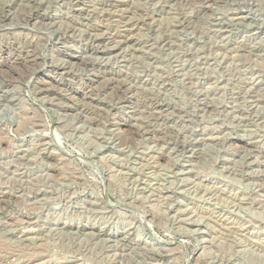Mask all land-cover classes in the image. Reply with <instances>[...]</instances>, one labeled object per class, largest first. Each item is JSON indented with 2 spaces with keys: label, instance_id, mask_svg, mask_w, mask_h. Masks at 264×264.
<instances>
[{
  "label": "rangeland",
  "instance_id": "rangeland-1",
  "mask_svg": "<svg viewBox=\"0 0 264 264\" xmlns=\"http://www.w3.org/2000/svg\"><path fill=\"white\" fill-rule=\"evenodd\" d=\"M1 57L0 264H264V0H0Z\"/></svg>",
  "mask_w": 264,
  "mask_h": 264
},
{
  "label": "bare ground",
  "instance_id": "bare-ground-1",
  "mask_svg": "<svg viewBox=\"0 0 264 264\" xmlns=\"http://www.w3.org/2000/svg\"><path fill=\"white\" fill-rule=\"evenodd\" d=\"M214 1H215V0H214ZM104 2H105V1H104ZM204 2H205V0H204ZM212 2H213V1H212ZM112 3H113V2H112ZM206 3H207V2H206ZM208 3H209V2H208ZM210 3H211V2H210ZM107 4H108V3H107ZM103 5H104V4H103ZM116 5H117V4H116ZM107 7H109V6H107ZM107 7H106V8L104 7V8L107 10ZM102 8H103V7H102ZM109 8H110V7H109ZM203 8H204V7H203ZM87 9H88V8H87ZM105 9H104V10H105ZM122 9H123V8H122ZM34 10H35V8H34ZM102 10H103V9H102ZM120 10H121V9H120ZM31 11H33V10H31ZM1 12H2V11H1ZM92 12H93V11H92ZM92 12H91V14H92ZM113 12H114V11H113ZM48 13H49V12H48ZM115 13H116V12H115ZM31 14H32V12H31ZM36 14H37V13H36ZM88 14H89V13H88ZM113 14H114V13H113ZM116 14H118V12H117ZM89 15H90V14H89ZM111 15H112V14H111ZM240 15H241V14H240ZM33 17H34V16H33ZM29 18H30V17H29ZM123 18H124V17H123ZM123 18H122V19H123ZM112 19H113V18H112ZM126 19H128V18H126ZM133 19H134V18H133ZM27 20H28V19H27ZM38 20H39V19H38ZM76 20H77V19H76ZM96 20H97V19H96ZM115 20H116V19H115ZM129 20L131 21L132 19H129ZM39 21H40V20H39ZM118 21H119V20H118ZM124 21H125V20H124ZM135 21H136V20H135ZM84 22H85V21H84ZM89 22H90V21H89ZM108 22H109V21H108ZM126 22H127V20H126ZM113 23H115V22H113ZM116 23H118V22H116ZM83 24H84V23H83ZM126 24H127V23H126ZM134 24H135V23H134ZM90 25H91V24H90ZM121 25H122V24H121ZM121 25H120V26H121ZM123 25H125V24H123ZM132 25H133V23H132ZM136 25H137V24H136ZM88 26H89V25L87 24V29H88ZM106 26H107V25H106ZM134 26H135V25H134ZM93 27H95V26H93ZM124 27H125V26H124ZM124 27H123V28H124ZM132 27H133V26H132ZM132 27H131V28H132ZM97 28H98V27H97ZM91 29H92V28H91ZM125 29H126V28H125ZM127 29H128V27H127ZM106 30H107V29H106ZM115 30H116V29H115ZM131 31H132V30H131ZM63 33H64V32H63ZM92 33H93V32H92ZM58 34H59V33H58ZM60 34H61V33H60ZM67 34H68V33H67ZM94 34H95V33H94ZM96 34H97V33H96ZM107 34H108V33H107ZM116 34H117V33H116ZM120 34H121V33H120ZM135 34H136V33H135ZM101 35H102V34H101ZM108 35H109V34H108ZM108 35H107V36H108ZM59 36H60V35H59ZM88 36H89V35H88ZM95 36H97V35H95ZM110 36H111V35H110ZM63 37H64V36H63ZM116 37H117V36H116ZM95 38H97V37H95ZM106 38H107V37H106ZM126 38H127V37H126ZM51 39H52V38H51ZM111 39H112V38H111ZM114 39H115V38H114ZM23 40H24V39H23ZM25 40H26V39H25ZM108 40H109V39H108ZM127 40H128V39H127ZM129 40H130V39H129ZM15 41H16V39H15ZM30 41H31V40H30ZM124 41H125V40H124ZM23 42H24V41H23ZM31 42H32V41H31ZM98 42H99V41H98ZM109 42H110V41H109ZM122 42H123V41H122ZM36 43H37V42H36ZM91 43H92V42H91ZM23 44H24V43H23ZM29 44L32 45L31 43H29ZM33 44H34V43H33ZM96 44H97V43H96ZM102 44H103V43H102ZM21 45H22V44H21ZM27 45H28V42H27ZM27 45H26V46H27ZM34 45H35V44H34ZM90 45H91V44H90ZM13 46H14V45H13ZM22 46H24V45H22ZM11 47H12V46H11ZM29 47H30V46H29ZM34 47H35V46H34ZM2 48H3V47H2ZM15 48H16V47H15ZM23 48H24V47H23ZM92 48H94V47H92ZM9 49H10V48H9ZM21 49H22V48H21ZM25 49H26V48H25ZM33 49H34V48H32V50H33ZM62 49H63V48H62ZM103 49H104V48H103ZM1 50H2V49H1ZM13 50H14V49H13ZM17 50H18V49H17ZM26 50H27V49H26ZM9 51H10V50H9ZM19 51H20V50H19ZM61 51H62V50H61ZM63 51H64V50H63ZM65 51H66V50H65ZM94 51H95V50H94ZM13 52H14V51H13ZM27 52H28V51H27ZM33 52H34V51H33ZM31 54H32V53H31ZM34 54H35V53H34ZM8 55H9V54H8ZM27 55H28V54H27ZM27 55H26V56H27ZM90 55H91V54H90ZM102 55H103V54H102ZM10 56H11V55H10ZM18 56H19V55H18ZM21 56H22V55H21ZM34 57H35V56H33L32 58H34ZM15 58H16V56H15ZM15 58H14V59H15ZM24 58H26V57H24ZM0 59H2V57H1ZM27 60H28V59H27ZM30 60H31V59H30ZM85 60H86V59H85ZM89 60H90V59H89ZM89 60H88V63H89ZM10 61H11V60H10ZM14 61H15V60H14ZM28 61H29V60H28ZM81 61H82V60H81ZM91 61H92V60H91ZM15 62H16V61H15ZM15 62H14V64H15ZM21 62H22V61H21ZM23 62H24V61H23ZM25 62H26V59H25ZM34 62H35V61H34ZM46 62H47V61H46ZM36 63H37V62H36ZM39 63H40V62H39ZM28 64H29V63H27V65H28ZM40 64H41V63H40ZM84 65H85V64H84ZM29 66H30V65H29ZM29 66H28V67H29ZM33 66H34V65H33ZM37 66H38V65H37ZM39 66H40V65H39ZM39 66H38V67H39ZM41 66H42V64H41ZM11 67H12V66H11ZM28 67L26 66V68H28ZM30 67H31V66H30ZM30 67H29V70H30ZM26 68H25V69H26ZM32 68H33V67H31V69H32ZM34 69L36 70V67H35ZM89 69H90V68H89ZM100 70H101V69H100ZM30 71H31V70H30ZM32 71H33V69H32ZM64 71H65V69H64ZM67 71H68V69L66 70V72H67ZM101 71H102V70H101ZM22 73H23V72H22ZM62 73H63V72H62ZM68 73H69V72H68ZM96 73H97V72H96ZM99 74H100V73H99ZM0 76H1V75H0ZM96 76H97V74H96ZM111 76H112V75H111ZM15 77H16V76H15ZM110 78H112V77H110ZM110 78H108V79H110ZM106 79H107V78H106ZM108 79H107V82H108ZM117 79H118V78H117ZM117 79H116V80H117ZM110 80H111V79H110ZM114 80H115V79H114ZM116 80H115V81H116ZM118 80H119V79H118ZM1 81H2V80H1ZM36 81H37V80H36ZM120 82H121V84H122V81H121V80H120ZM51 83H52V82H51ZM103 83L106 84L105 81H103ZM110 83H111V82H110ZM116 83H118V82H116ZM126 83H127V82H126ZM126 83H124V84H126ZM119 84H120V83H119ZM121 84H120L119 88L122 86ZM112 85H113V84H112ZM116 85H118V84H116ZM0 86H1V85H0ZM49 86H50V85H49ZM49 86H48V87H49ZM91 86H92V85H91ZM103 86H104V85H103ZM103 86H102V87H103ZM39 87H40V86H39ZM102 87H101V88H102ZM108 87H109V85H108ZM113 87H114V85H113ZM113 87H112V88H113ZM126 87L128 88V85H127ZM129 87H130V86H129ZM57 88H58V87H57ZM59 88H60V87H59ZM112 88H111V92H112ZM123 88H124V86H123ZM123 88H122V89H123ZM127 88H126V89H127ZM43 89H44V88H43ZM49 89H50V88H49ZM51 89H52V88H51ZM54 89H56V88H54ZM108 89H109V88H108ZM122 89H121V90H122ZM44 90H46V88H45ZM104 90H105V89H104ZM113 90H114V89H113ZM117 90H118V89H117ZM128 90H130V88H129ZM40 91H41V90H40ZM93 91H94V90H93ZM115 91H116V90H115ZM44 92H45V91H44ZM121 92H122V91H121ZM121 92H120V93H121ZM133 92H134V91H133ZM113 93H114V92H113ZM115 93H117V92H115ZM124 93H126V92H124ZM127 93H128V92H127ZM85 95H86V94H85ZM88 95L90 96L89 93H88ZM117 95L119 96V94H117ZM124 95H126V94H124ZM83 96H84V95H83ZM91 96H92V95H91ZM93 96H94V95H93ZM127 97H128V96H127ZM83 98H84V97H83ZM85 98H86V96H85ZM119 98H120V97H119ZM122 98H124V97H122ZM128 98H129V97H128ZM84 100H85V99H84ZM128 100H129V99H128ZM202 100H203V99H202ZM124 103H125V102H124ZM158 103H159V102H158ZM158 103H157V104H158ZM151 104L153 105V103H151ZM150 106H151V105H150ZM154 106H155V105H154ZM133 107H134V106H133ZM159 108H160V107H159ZM166 108H167V107H166ZM203 108H204V107H203ZM134 109H135V107H134ZM157 109H158V108H157ZM167 110H168V109H167ZM147 111H148V110H147ZM149 111H150V110H149ZM152 112H153V111H152ZM149 114H151V113H149ZM152 114H153V113H152ZM157 114H158V113H157ZM155 115H156V114H155ZM165 115H166V114H165ZM116 123H117V122H116ZM149 124H150V123H149ZM147 125H148V124H147ZM118 127H119V126H118ZM146 130H148V129H146V127H145V133L147 132ZM154 131H155V130H154ZM149 132H150V131H149ZM153 136L155 137V135H153ZM153 136H152V137H153ZM150 137H151V136H150ZM157 139H159V136L157 137ZM155 141H156V140H155ZM46 144H47V143H46ZM182 147H183V146H182ZM159 154H160V153H159ZM162 155H163V154H162ZM158 156H159V155H158ZM160 156H161V155H160ZM160 156H159V157H160ZM159 157H158V158H159ZM158 161H159V160H158ZM158 163H159V162H158ZM108 182H109V180H108ZM1 191H2V190H1ZM1 191H0V192H1ZM2 192H3V191H2ZM6 193H7V192H6ZM5 195H6V194H5ZM0 196H1V195H0ZM1 197H2V196H1ZM16 197H17V196H16ZM4 198H5V196H4ZM4 198H3V199H4ZM8 198H9V196H8ZM3 199H2V200H3ZM0 200H1V199H0ZM4 200H5V199H4ZM6 200H7V199H6ZM6 200H5V201H6ZM90 200H91V199H90ZM98 201H99V200H98ZM3 203H4V202H3ZM112 209H113V208H112ZM28 221H29V220H28ZM28 221H27V223H29ZM10 222H11V221H10ZM21 222H22V221H21ZM27 223H26V224H27ZM34 224H35V223H34ZM20 225H21V224H20ZM23 229H24V228H23ZM23 232H24V231H23ZM24 234H25V233H24ZM21 236H22V235H21ZM39 236H40V235H39ZM33 237H34V236H33ZM35 237H36V236H35ZM19 238H20V237H19ZM22 238H23V237H22ZM28 238H29V237H28ZM20 239H21V238H20ZM20 239H19V240H20ZM24 239H26V238H24ZM32 239H33V238H32ZM32 241H33V240H32ZM5 242H6V241H5ZM30 242H31V241H30ZM20 243H21V242H20ZM7 244H8V243H7ZM24 244H25V243H24ZM3 245H4V244H3ZM21 246H23V245H21ZM26 247H27V246H26ZM121 247H122V246H121ZM167 252H168V251H167ZM164 253H166V252L164 251ZM11 254H13V253H11ZM162 254H163V253H162ZM5 255H6V254H5ZM14 256H15V255H14ZM167 256H168V255H167ZM15 263H16V262H15ZM24 264H25V263H24Z\"/></svg>",
  "mask_w": 264,
  "mask_h": 264
}]
</instances>
